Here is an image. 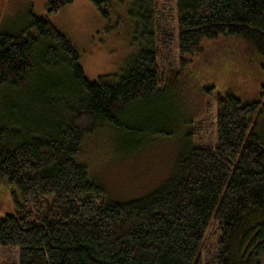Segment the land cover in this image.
<instances>
[{"label": "trees", "instance_id": "16d2710c", "mask_svg": "<svg viewBox=\"0 0 264 264\" xmlns=\"http://www.w3.org/2000/svg\"><path fill=\"white\" fill-rule=\"evenodd\" d=\"M91 1L106 19L122 2ZM171 1L176 31L158 41L168 0H132L143 48L113 78L88 77L48 16L31 11L26 25L0 32V180L22 195L0 216V264H264V85L247 104L218 94L197 143L194 115L172 174L145 197H110L80 161L84 140L103 126L126 155L177 136L158 102L205 39L235 36L264 60V0Z\"/></svg>", "mask_w": 264, "mask_h": 264}, {"label": "rangeland", "instance_id": "374dc122", "mask_svg": "<svg viewBox=\"0 0 264 264\" xmlns=\"http://www.w3.org/2000/svg\"><path fill=\"white\" fill-rule=\"evenodd\" d=\"M49 2L0 0V32L26 25L31 11L48 16L78 47L82 53L81 64L92 80L121 75L131 56L143 48L133 39L137 23L131 15L136 9L132 0L117 1L116 4L120 5L114 6L115 11L109 13V19L102 17L91 0H73L62 11L53 14L47 9ZM168 2L165 15H159L154 23L158 41L162 35L175 34L176 31L172 14L177 6L170 0ZM201 48L189 56L178 86L166 87L158 102L173 117L177 138H156L128 155L119 145L114 146L115 131L106 126H99L95 134L84 140L80 161L87 164L90 174L107 188L110 197L128 201L145 197L160 188L172 174L182 146L187 145L184 136L191 130L190 120L196 114L195 126L198 129L203 127V134L194 136L193 141L197 143L205 138L202 136L205 127L213 117L209 104H214L218 94L230 90L244 104L260 98L264 85V60L251 45L235 36L222 35L217 39H205ZM257 124V130L264 134V110L259 113ZM21 200V192L14 185L5 179L0 180L1 217L14 213Z\"/></svg>", "mask_w": 264, "mask_h": 264}]
</instances>
